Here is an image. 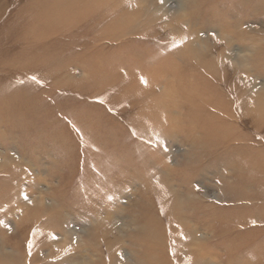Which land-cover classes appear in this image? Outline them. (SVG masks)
<instances>
[{
	"label": "rangeland",
	"instance_id": "obj_1",
	"mask_svg": "<svg viewBox=\"0 0 264 264\" xmlns=\"http://www.w3.org/2000/svg\"><path fill=\"white\" fill-rule=\"evenodd\" d=\"M0 264H264V0H0Z\"/></svg>",
	"mask_w": 264,
	"mask_h": 264
},
{
	"label": "snow or ice",
	"instance_id": "obj_2",
	"mask_svg": "<svg viewBox=\"0 0 264 264\" xmlns=\"http://www.w3.org/2000/svg\"><path fill=\"white\" fill-rule=\"evenodd\" d=\"M161 3H163V0H160ZM143 82V81H142Z\"/></svg>",
	"mask_w": 264,
	"mask_h": 264
}]
</instances>
